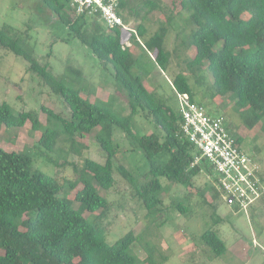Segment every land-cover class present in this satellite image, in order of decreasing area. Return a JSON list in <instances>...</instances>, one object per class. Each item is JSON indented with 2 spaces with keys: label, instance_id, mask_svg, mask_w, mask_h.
I'll use <instances>...</instances> for the list:
<instances>
[{
  "label": "trees",
  "instance_id": "obj_1",
  "mask_svg": "<svg viewBox=\"0 0 264 264\" xmlns=\"http://www.w3.org/2000/svg\"><path fill=\"white\" fill-rule=\"evenodd\" d=\"M41 1L105 66H113L119 87L130 97L132 112L124 115L113 99L98 98L97 88L83 80L81 69L70 66L66 75L59 76L50 64H42L35 57L18 33L7 26L0 27V46L29 60L31 71L61 95L71 112L66 117L44 105L46 122L40 112L16 110L8 101H0V124L19 129L32 122V131L42 132L38 146L46 149L44 153L57 151L58 163L66 157L65 149L58 148L60 142L70 143L72 150L84 155L82 139L93 133L106 156L105 163L84 157L82 165L74 164L77 179L63 183L57 176L34 168L31 148L22 151L0 146V264H166L170 256L147 240V233L138 235L131 231L117 243L109 242L105 220L112 204L102 189L114 188L119 172L148 208L149 215L157 219L165 211V180L200 193L196 178L204 170L213 173L207 162L194 164L198 151L181 134V112L135 72L137 58L133 48L137 44L155 54L163 69L170 67L173 53L167 39L177 13L166 14L167 20L152 34L144 23L132 30L121 26L111 29L99 18L79 15L71 0ZM134 2H121L126 23L130 14L139 18L143 13L149 15L167 8L164 0H141L139 5ZM184 11H189L198 25L186 44L197 48L196 56L187 60L189 69L200 75L210 71L216 94H231L247 125L256 127L264 120V0H181L177 12ZM191 79L180 72L173 82L179 93H189L197 101ZM141 112L160 132H138L134 123ZM124 147L131 154H144L146 171L140 164L130 168L123 163L120 154ZM143 175L148 181L142 182ZM80 185L83 187L77 190ZM213 191L206 201L214 208L215 223L219 224L225 222L216 204L221 195L215 187ZM201 194L207 196L204 191ZM75 202L80 206L76 207ZM189 204L188 199L176 202L184 213H189ZM87 212L95 217L87 216ZM202 241L218 257L229 250L217 230L205 232ZM136 242L148 251L146 259L135 252Z\"/></svg>",
  "mask_w": 264,
  "mask_h": 264
},
{
  "label": "rangeland",
  "instance_id": "obj_2",
  "mask_svg": "<svg viewBox=\"0 0 264 264\" xmlns=\"http://www.w3.org/2000/svg\"><path fill=\"white\" fill-rule=\"evenodd\" d=\"M134 1V5H139L141 0ZM164 1L166 11L158 10L149 15L143 13L139 18L130 14L127 23L131 30L144 23L153 34L167 20L166 14L177 13L167 39V46L173 53L171 65L167 70L163 69L155 54L137 44L133 48L137 58L135 72L163 100L180 112L183 103L173 80L180 72L190 75L197 101L204 104L210 114L225 116L230 129L242 138L244 149L254 155L264 168V120L254 128L249 127L238 111L237 99L231 94H216L215 80L210 71H203L201 75L193 74L187 60L196 56L197 48L187 47L186 44L194 30L198 29V25L192 20L189 11L178 14L181 0ZM101 23L106 26L102 20ZM5 26L18 33L22 41L33 50L35 57L42 64H50L59 76L66 75L70 66L81 69L84 73L83 80L97 88L98 98L113 99L115 107L122 114H131L130 97L119 87L113 66H105L90 48L71 34L69 27L41 0H0V27ZM126 34L129 35L130 31ZM30 68L29 60L0 46V101H8L16 110L40 112L46 122L44 105L69 117L70 109L61 95L54 92ZM134 124L141 133L160 132L156 124L146 118L143 112L136 115ZM32 128V122L19 129L0 124V146L8 150L22 151H30L31 148L34 168L57 176L63 183L77 179L74 164L82 165L84 157L106 162V156L95 133L82 139L85 144L84 155L72 150L70 143L60 142L58 148L65 149L66 157L60 159L59 164V153H44L46 149L38 146L42 132H33ZM121 135L126 140L124 133ZM120 157L130 168H136L140 164L146 171L148 167L142 152L134 155L124 147ZM116 176L118 182L114 188L102 189V194L112 204L109 217L105 220L109 228L110 243L115 244L129 232L135 231L138 235L147 233V240H152L165 255L170 256L166 264H264V200L247 214L237 211L221 197L216 204L225 222L216 224L214 208L206 201L213 195L214 187L218 190L215 186L216 176L204 170L196 178L200 193L193 192L181 183L165 180V211L155 219L149 215L143 201L135 195L128 180L119 172H116ZM146 181L148 178L143 175L142 182ZM82 187L80 185L77 190ZM203 191L207 196L201 194ZM75 194L76 192L73 195ZM184 199L190 202L189 213H184L176 206L177 201ZM75 205L79 207L80 203L75 202ZM87 216L94 218L95 214L87 212ZM211 229L219 231L228 243L229 250L222 257H218L202 241L204 233ZM134 250L142 259L148 257V251L141 242H136Z\"/></svg>",
  "mask_w": 264,
  "mask_h": 264
},
{
  "label": "built area",
  "instance_id": "obj_3",
  "mask_svg": "<svg viewBox=\"0 0 264 264\" xmlns=\"http://www.w3.org/2000/svg\"><path fill=\"white\" fill-rule=\"evenodd\" d=\"M122 0H71L79 15L99 18L109 28L130 29L121 10ZM132 45V42H128ZM183 103L181 134L198 151L194 164L207 162L216 176L221 197L239 212L250 214L251 208L264 200V168L244 149L240 137L230 129L225 116H215L206 106L180 93Z\"/></svg>",
  "mask_w": 264,
  "mask_h": 264
}]
</instances>
